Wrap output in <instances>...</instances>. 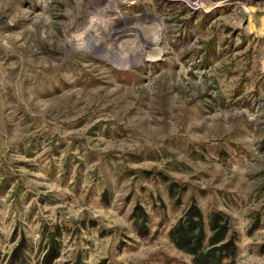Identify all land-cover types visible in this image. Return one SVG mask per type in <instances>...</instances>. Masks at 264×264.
<instances>
[{
    "label": "rangeland",
    "instance_id": "374dc122",
    "mask_svg": "<svg viewBox=\"0 0 264 264\" xmlns=\"http://www.w3.org/2000/svg\"><path fill=\"white\" fill-rule=\"evenodd\" d=\"M263 7L0 0V264H195L191 202L228 217L223 264H264Z\"/></svg>",
    "mask_w": 264,
    "mask_h": 264
},
{
    "label": "trees",
    "instance_id": "16d2710c",
    "mask_svg": "<svg viewBox=\"0 0 264 264\" xmlns=\"http://www.w3.org/2000/svg\"><path fill=\"white\" fill-rule=\"evenodd\" d=\"M137 213L138 223L143 222L146 214L138 209ZM228 224V217L220 211L210 212L206 220L199 205L191 202L171 229L170 237L177 248L192 255L195 264H223L237 253Z\"/></svg>",
    "mask_w": 264,
    "mask_h": 264
},
{
    "label": "bare ground",
    "instance_id": "6f19581e",
    "mask_svg": "<svg viewBox=\"0 0 264 264\" xmlns=\"http://www.w3.org/2000/svg\"><path fill=\"white\" fill-rule=\"evenodd\" d=\"M108 1V0H107ZM262 1V3H264V0H261ZM99 3V2H98ZM131 3H133V2H131ZM112 9L111 10H113V11H115V12H119V7L117 6V5H114V3L112 4ZM79 9V8H78ZM258 9V8H257ZM263 9H264V7H263ZM84 14H85V16H88V15H94V17H95V20L93 19V21L92 22H90V24L88 25V27L85 29V32L87 33V35H88V37H86L87 38V44L86 45H84V46H89L90 47V49H92V50H96V51H98L99 50V40H98V37L100 36L99 35V27H100V25L102 24L103 25V23H105V21H108L107 20V18H105L104 16H102L101 18H99V10H98V8H97V6H94V4H92V3H90L87 7H86V9H84ZM255 12V11H254ZM248 13V12H247ZM93 17V16H92ZM87 19V18H86ZM76 22H77V20H74V23L73 24H71V27H74L75 26V24H76ZM79 25V24H78ZM113 27V26H112ZM114 29V28H113ZM259 30V29H258ZM102 31V30H101ZM253 31H257V28H253ZM109 32H111V31H109ZM117 34V33H116ZM131 34H133L132 32H130V33H127V34H122V35H118L119 36V38H121V37H123V36H125V35H131ZM98 36V37H97ZM159 36H160V33H157L156 34V36H154V39H152L151 41H148L151 45H153V43H154V46H153V48L154 49H156L157 48V44L159 43L158 42V38H159ZM85 37V36H84ZM83 37V38H84ZM85 38V39H86ZM118 38V37H117ZM118 38V39H119ZM80 39V38H79ZM130 39V38H129ZM137 39V38H136ZM74 40V39H73ZM115 40V39H114ZM125 40V39H124ZM83 41V40H82ZM116 41H118L117 39H116ZM121 41V40H120ZM124 42V41H123ZM126 42V41H125ZM130 42V41H129ZM145 42V41H144ZM117 43V42H116ZM129 44V43H128ZM134 45V44H133ZM130 46V45H129ZM145 46V45H144ZM142 47V46H141ZM132 48V47H131ZM135 48H137V47H135ZM144 48V47H143ZM134 49V48H133ZM92 50H90V51H92ZM131 51H133V50H131ZM156 52V51H155ZM117 53V52H116ZM133 53H134V51H133ZM160 54V53H159ZM113 55H114V53H113ZM115 56V55H114ZM158 56V55H157Z\"/></svg>",
    "mask_w": 264,
    "mask_h": 264
}]
</instances>
